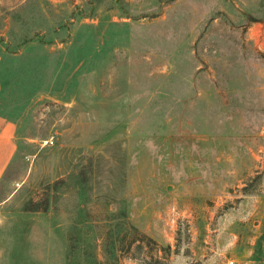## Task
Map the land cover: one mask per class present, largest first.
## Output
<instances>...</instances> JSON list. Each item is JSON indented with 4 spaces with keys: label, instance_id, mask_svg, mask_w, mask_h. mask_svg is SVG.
<instances>
[{
    "label": "rangeland",
    "instance_id": "rangeland-1",
    "mask_svg": "<svg viewBox=\"0 0 264 264\" xmlns=\"http://www.w3.org/2000/svg\"><path fill=\"white\" fill-rule=\"evenodd\" d=\"M3 115L0 264H264V0H0Z\"/></svg>",
    "mask_w": 264,
    "mask_h": 264
},
{
    "label": "crops",
    "instance_id": "crops-1",
    "mask_svg": "<svg viewBox=\"0 0 264 264\" xmlns=\"http://www.w3.org/2000/svg\"><path fill=\"white\" fill-rule=\"evenodd\" d=\"M18 118L19 117H17L16 120L11 122L8 120V118L6 116H4V115H3V117L0 116V144H2L5 141L6 142L10 141L13 138L12 134H13L14 127L17 124ZM6 154L7 153L6 152L4 153L3 149L0 151V159L2 162L0 165V167H1L0 172L2 171L3 166L6 165L5 163H3ZM10 156H11V154H10Z\"/></svg>",
    "mask_w": 264,
    "mask_h": 264
},
{
    "label": "built area",
    "instance_id": "built-area-1",
    "mask_svg": "<svg viewBox=\"0 0 264 264\" xmlns=\"http://www.w3.org/2000/svg\"><path fill=\"white\" fill-rule=\"evenodd\" d=\"M44 144H52L51 140L45 141ZM227 264H236L234 261H228Z\"/></svg>",
    "mask_w": 264,
    "mask_h": 264
}]
</instances>
